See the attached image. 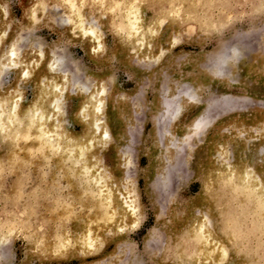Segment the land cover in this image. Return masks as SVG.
<instances>
[{
    "label": "rangeland",
    "instance_id": "rangeland-1",
    "mask_svg": "<svg viewBox=\"0 0 264 264\" xmlns=\"http://www.w3.org/2000/svg\"><path fill=\"white\" fill-rule=\"evenodd\" d=\"M69 2L0 0V66L9 52L12 66L58 61L65 83L55 142L27 119L0 131V264H264V0H77L93 52ZM17 73L0 67V91L28 106ZM96 91L82 146L91 120L76 110ZM199 220L224 254L203 249Z\"/></svg>",
    "mask_w": 264,
    "mask_h": 264
},
{
    "label": "bare ground",
    "instance_id": "bare-ground-1",
    "mask_svg": "<svg viewBox=\"0 0 264 264\" xmlns=\"http://www.w3.org/2000/svg\"><path fill=\"white\" fill-rule=\"evenodd\" d=\"M82 3L83 2H80L77 4V0H70V2L68 3L69 5L68 9L70 12L69 21L71 25L74 28H76L77 32L79 31L83 34V40L86 42L87 51L93 52L97 48V43H96V39H94L93 37L94 35L93 32L88 30V24L84 21L85 20L84 19L85 17L83 16L84 13L82 14L80 11V5ZM117 5L119 6L118 3ZM81 7L83 8L84 6H81ZM123 9L125 10L122 12L125 18L124 22L126 23L125 29L129 33H133V34L137 33L138 32V22H140V14H141L138 8V5H133V6L125 5ZM141 33L139 32V34H137L138 37L142 36ZM131 40H132V37H131ZM12 56H13L12 52L7 53L2 60L3 66H0V67H2V69H5V70L13 68V70L18 71L16 76L19 78V80L20 79L25 80L26 78L31 80L33 83V95L34 96H33V99L31 100V103L28 106H23L21 104L20 96L17 95V96H12L8 98L7 88L0 91V112H1L0 113V131H3V132L5 131V128L7 126L6 123L12 124V125L17 123L18 125L22 126L24 125L23 120L27 119V121L32 122V124H38V129H39L38 134L42 136L43 138H46V140H49V141L51 140V142L53 143L55 142V140L52 141L54 139V138L52 139L53 137L52 133L54 130L52 131L50 129L51 128L55 129L58 126L57 116H58V113L60 112L59 110H60L61 101L63 100V97H60V95H61L62 89L65 87L64 82L56 79L58 61L47 64V65L45 64L43 65L42 62H37L36 59H29V61L26 62L22 58L18 60L15 66H12ZM38 65H41V66H38ZM32 69H35V73L33 74H31ZM87 89L90 90L89 88ZM87 89L85 90L88 92ZM98 92L97 91L95 93L91 92L89 95H86L83 98H81L79 106L77 107V110H76V115L78 117L90 118L91 120L83 124V135L84 136L82 139H84L83 141L84 144L82 146L89 145L92 140L91 135H93V133L97 134L99 132L100 127H99L98 122L91 119L93 118L95 113L98 111V107L100 105V99H98L99 97ZM18 122H20L21 124ZM20 133H22V130L20 131ZM73 140H71V142ZM80 158L81 157H79V159ZM237 172L238 170L236 171L235 169L233 170L232 168L228 170L227 177L231 180L234 187L236 189L239 188L245 195L252 193L257 196L260 184L256 176L252 175L253 172L245 170V169L242 170L240 173H237ZM261 190H262V195L260 194L258 198H255L257 199L256 202H259V205L257 207V209H259V212L262 211L261 206L262 204H264L263 189ZM197 226L198 227H197L196 233L199 237H201L199 241H202L203 249L207 250L209 246H213V249L211 248L213 253L224 254L225 248H224V243H222L223 241L211 236V234L207 231V228H206L207 224L206 226H204L203 222L199 220V222L197 223ZM205 247L207 249H205Z\"/></svg>",
    "mask_w": 264,
    "mask_h": 264
}]
</instances>
